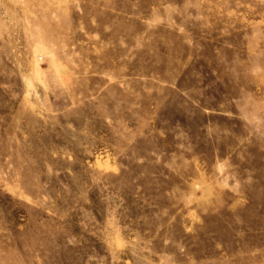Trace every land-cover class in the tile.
<instances>
[{"label": "rangeland", "instance_id": "374dc122", "mask_svg": "<svg viewBox=\"0 0 264 264\" xmlns=\"http://www.w3.org/2000/svg\"><path fill=\"white\" fill-rule=\"evenodd\" d=\"M0 264H264V0H0Z\"/></svg>", "mask_w": 264, "mask_h": 264}]
</instances>
